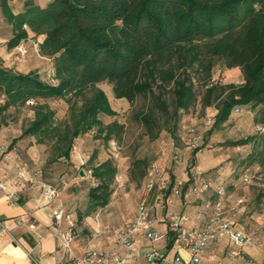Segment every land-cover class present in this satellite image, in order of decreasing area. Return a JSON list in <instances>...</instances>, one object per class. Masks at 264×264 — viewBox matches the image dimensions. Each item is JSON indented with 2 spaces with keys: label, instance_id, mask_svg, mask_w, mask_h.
<instances>
[{
  "label": "trees",
  "instance_id": "1",
  "mask_svg": "<svg viewBox=\"0 0 264 264\" xmlns=\"http://www.w3.org/2000/svg\"><path fill=\"white\" fill-rule=\"evenodd\" d=\"M10 19L14 33L7 51L27 40L30 31L44 34L39 52L53 57L58 83L43 80L37 70L22 72L0 63V94L6 98L1 109L35 99L34 118L19 138L31 136L39 144L52 143V160L70 158L75 140L96 126L107 143L121 135L123 126L117 121L101 127V114H116L98 86L105 81L113 84L117 98L134 102L140 95L151 96L152 106L138 120L155 139L162 119L176 122L179 110L186 112L194 104L192 71H203L211 79L217 63L239 67L241 83L206 84L203 105L215 103L217 109L211 132L242 106L257 109V122L264 124V0H49L45 6L28 0L24 11ZM168 86L173 112L162 92H155ZM65 98L72 102L70 117L58 124L48 100ZM251 142L261 149L250 160L264 164V130L227 144ZM201 148L196 146L194 153ZM96 156L95 152L87 164L96 184L88 189L79 224L106 207L114 192L118 167L110 158L94 163ZM168 181L166 195L175 176ZM196 184L195 174L190 173L183 192Z\"/></svg>",
  "mask_w": 264,
  "mask_h": 264
},
{
  "label": "rangeland",
  "instance_id": "2",
  "mask_svg": "<svg viewBox=\"0 0 264 264\" xmlns=\"http://www.w3.org/2000/svg\"><path fill=\"white\" fill-rule=\"evenodd\" d=\"M35 37V35H30L34 41L33 44H29V54L25 58L35 56L33 47H37L40 53L39 45L44 40L40 37L34 39ZM28 39L25 40L26 43ZM6 54L0 55V63L9 67L7 64L10 63V59L15 61L10 52V57ZM33 59L35 63L47 62L46 66L42 64L40 71H37L43 80L53 84L50 80V74L55 72L53 57H47L46 60L36 56ZM192 76L196 92L194 104L186 112L179 110L180 118L176 122L172 119L167 123L162 119L159 135L155 139L149 136L144 124L138 120L140 113L146 112L152 106L151 96L140 95L134 102L126 98H117L113 91V84L107 81L99 83L98 86L106 92L116 114H101V127L114 121L123 126L121 135L108 143L105 141L104 134L99 131L100 126H96L75 140V148L73 147L70 158L62 157L52 160L55 157L52 143L39 144L36 138L31 136L19 138L23 129L34 118L35 99H31L35 101L33 104L27 101L24 105H12L1 109L6 100L2 94H0V132L2 136L0 137L7 147V153L10 150L14 151L21 164H26L28 169H41V180L57 184H60L63 179L67 181L68 186L62 188L61 195L68 208L76 214L85 210L88 189L96 184L95 178L81 174L82 168H91L87 164L95 152L97 156L94 163L108 158L113 160L118 167V174L114 181L111 200L106 207L100 208L79 224L75 235L80 243L84 242L87 234L90 233L89 230H86L87 233L84 232V228L88 225L91 227L94 224L95 227H102L104 223L118 227L131 219L128 218V214L132 215L133 210L148 194L149 179L169 180L170 177L175 176L186 181L188 175L194 173L196 186L209 185V189L203 194L204 200H213L215 188L218 185L223 184L226 187L227 216L243 224L257 239L258 247L264 238V164L251 161L250 156L253 153L256 154L261 149V145L251 142L247 145L231 146L227 144V141L260 133L264 130L261 129V127L264 128V124L257 122V109L242 106L235 109L229 120L220 128L211 132L214 124L208 125V120L215 118L217 109L215 103L206 107L203 105L202 97L206 84L211 81L241 83L243 81L242 71L239 67L227 68L217 63L213 68L211 79L198 69L192 71ZM57 83L56 77L55 84ZM155 92L156 94L162 92L163 98L169 104L170 112H173L171 87L156 88ZM48 103L55 110V123H65L69 120L72 102L65 98L50 99ZM78 103L81 105L82 100ZM190 129L193 131L190 132ZM194 138H197L195 143L187 145ZM196 146L202 148L194 153ZM176 151L181 153L182 163L175 162L173 156ZM78 153L84 156L85 165L80 164L77 158ZM193 186L188 189L189 197L186 200H190L194 205H201L202 200L194 194ZM158 190L156 189L155 193ZM153 196L150 194L151 203L154 202ZM119 217L123 218L117 221Z\"/></svg>",
  "mask_w": 264,
  "mask_h": 264
},
{
  "label": "crops",
  "instance_id": "3",
  "mask_svg": "<svg viewBox=\"0 0 264 264\" xmlns=\"http://www.w3.org/2000/svg\"><path fill=\"white\" fill-rule=\"evenodd\" d=\"M26 1L28 0H0L1 56L7 53L6 55L10 57L6 45L7 41L14 33V23L10 18L11 15H17L24 11ZM33 1L40 6H45L49 2V0ZM30 35L34 36L35 34L30 31ZM43 35L35 36L44 40L45 35ZM36 37L34 39H36ZM29 39L27 41L28 46L29 44H33L34 41L30 37ZM33 50L35 52L34 57L38 56L47 60V57L38 53L37 47H33ZM34 57L20 59L18 62H13L10 59V63L7 65H12L22 72H29L32 70L40 71L42 64L46 66L47 62L35 63L36 58L34 60ZM1 137L0 140L2 141ZM25 165L24 163L21 164L18 155L10 150L9 153H6L3 166L0 169V178L9 181L10 189L18 191L19 197L18 205L12 204L6 195L0 192V264H52L54 260L51 253L56 245V239L51 233L53 223L52 215L49 207L43 206L42 201L39 199L40 190L37 184L18 177L19 170L22 168L25 169ZM37 170L28 169L26 167L29 177L41 179L42 171L37 173ZM175 179H179V177H175ZM186 183L187 179L184 181V184ZM189 188L190 186L188 189ZM186 199L188 198H184L182 195H176L174 196L172 204L165 203L158 205L154 213L158 216L163 214L166 210L187 211L190 214V220L187 225L189 227L204 228L206 222L205 217L199 214V211L203 209V202L200 201L201 205H194L190 200ZM59 202H62L67 212L72 213L77 219V230L79 227L78 214L72 212L68 208L62 195L60 200L56 201V204ZM137 209L138 207L133 210L132 215H130V213L128 214V218H131L128 221L135 217ZM29 211L33 213V216L28 214ZM122 218L123 217H119L117 221L122 220ZM236 222L254 236L243 224L239 221ZM102 224V228L106 233L94 239L90 246L93 248L109 249L113 245L114 232L122 225L115 227L113 225ZM65 226L66 223H64V227ZM157 228L165 232L166 235L155 242L151 241L143 231L138 232L136 237L137 253L136 256L131 258L128 264H172L173 260L178 255L185 261H190L192 259L193 256L189 250L180 248L179 251H177L173 248L174 232L171 231L167 225L158 224ZM94 229V224L91 227L88 225V227L84 228V232L87 233L86 230H89L90 233L87 234V239H84L82 243H80L75 236L76 249L80 250L82 245L88 243ZM235 248V244L225 239L212 243L203 253L198 255V258L201 264H264V238L262 239L261 245L258 247L244 248L239 257H233L231 255V251ZM152 254H154V257L151 258Z\"/></svg>",
  "mask_w": 264,
  "mask_h": 264
},
{
  "label": "built area",
  "instance_id": "4",
  "mask_svg": "<svg viewBox=\"0 0 264 264\" xmlns=\"http://www.w3.org/2000/svg\"><path fill=\"white\" fill-rule=\"evenodd\" d=\"M28 54L29 47L25 40L10 51V55L15 62L25 58ZM55 76V72L50 74V80L53 84L56 83ZM34 102V100H28L30 104ZM214 123L215 118L208 120V125ZM261 129L264 128L261 127ZM191 131L193 129H190ZM196 140L197 138L192 139L187 145L195 143ZM6 153L7 147L0 140V169L3 166ZM77 158L81 165L86 164L84 156L80 153L77 154ZM173 158L176 163H182L183 161L179 151H176ZM82 169L85 174L94 178L92 168ZM39 172L41 170L37 171V173ZM18 177L36 183L40 190L39 199L42 201L43 206H48L50 209L53 219L51 233L56 239L55 249L51 253L54 260L52 264H128L131 258L136 256V237L139 231H143L153 242L165 237L166 233L157 228L158 224H165L174 232L173 248L175 250L179 251L180 248H185L193 256L190 261H185L178 255L172 264H201L198 255L203 253L212 243L225 239L236 245V248L231 251L233 257H239L244 248H253L258 245V241L254 236L227 216V189L223 184L215 188L213 200L203 199V194L209 189V185L202 184L193 187L194 194L203 202V209L200 210L199 214L205 217L204 228L189 227L187 223L190 220V214L187 211L166 210L163 214L157 216L154 212L158 205L172 204L176 195H182L184 198L189 197L188 190L183 192L184 181L181 179H176L171 192L166 195L164 189L168 186L169 181L163 178L159 181L149 179L147 183L148 194L140 201L135 217L114 232L113 245L109 249L90 246L94 239L106 233L101 226H97L88 243L82 245L81 249L78 250L75 246L77 220L72 213L67 212L62 202L56 204V201L61 198L62 188L68 186L67 181L63 179L60 184H54L46 180L29 177L26 167L19 170ZM156 189H159L157 193L154 192ZM0 192L6 195L12 204L18 205V191L10 189L9 181L0 178ZM150 194L154 195L153 203L149 200ZM28 214L33 216L31 211ZM64 223H66L65 227ZM152 257H154V254L151 255Z\"/></svg>",
  "mask_w": 264,
  "mask_h": 264
},
{
  "label": "water",
  "instance_id": "5",
  "mask_svg": "<svg viewBox=\"0 0 264 264\" xmlns=\"http://www.w3.org/2000/svg\"><path fill=\"white\" fill-rule=\"evenodd\" d=\"M81 174H82V175H84V174H85L83 170L81 171Z\"/></svg>",
  "mask_w": 264,
  "mask_h": 264
}]
</instances>
